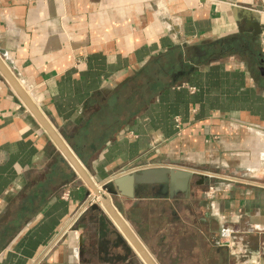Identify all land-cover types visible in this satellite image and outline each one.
<instances>
[{
	"label": "crops",
	"instance_id": "1",
	"mask_svg": "<svg viewBox=\"0 0 264 264\" xmlns=\"http://www.w3.org/2000/svg\"><path fill=\"white\" fill-rule=\"evenodd\" d=\"M255 22L264 0H0V57L97 187L194 173L114 199L156 264H264ZM90 192L0 71V264H145Z\"/></svg>",
	"mask_w": 264,
	"mask_h": 264
},
{
	"label": "water",
	"instance_id": "2",
	"mask_svg": "<svg viewBox=\"0 0 264 264\" xmlns=\"http://www.w3.org/2000/svg\"><path fill=\"white\" fill-rule=\"evenodd\" d=\"M254 28L258 29L259 32L261 31V26L258 22H255ZM259 32L256 33L255 36L259 35ZM4 53L5 52L0 50V56L3 57ZM6 63L11 66L9 60H6ZM0 71L13 86L29 111L51 136L57 147L63 153L65 160H67L72 165L79 176L90 186V193L101 196L102 206L94 204L92 205V209H103L105 212H107L126 240L132 245L136 253L142 258L144 263L156 264L133 228L117 210L116 206L114 205V199L117 197L134 199L138 190L143 186H158V194L160 196H166L168 193L173 196V193H175L178 188L181 189L185 194H188L194 173L178 168H147L117 176L112 180L102 184L100 187H97L91 181L72 150L68 147L62 137L54 130L38 107L34 104L30 96L17 81L16 77L10 71L1 57ZM259 72L264 79V62L259 66Z\"/></svg>",
	"mask_w": 264,
	"mask_h": 264
},
{
	"label": "built area",
	"instance_id": "3",
	"mask_svg": "<svg viewBox=\"0 0 264 264\" xmlns=\"http://www.w3.org/2000/svg\"><path fill=\"white\" fill-rule=\"evenodd\" d=\"M259 40H260V45H261V53H262V56L264 59V27L262 28V31L260 33ZM3 57L5 60H8V56H7L6 52L4 53ZM190 90L192 92H194V88H190ZM175 121H176L177 127H180V122H181L180 118L176 117ZM212 193H214V188H210L208 195H211ZM67 196H68V194L66 192L63 197L66 198ZM100 201H101L100 197L89 196L88 201L84 204V209L87 210V209L91 208L92 205H94L96 203H100Z\"/></svg>",
	"mask_w": 264,
	"mask_h": 264
},
{
	"label": "rangeland",
	"instance_id": "4",
	"mask_svg": "<svg viewBox=\"0 0 264 264\" xmlns=\"http://www.w3.org/2000/svg\"><path fill=\"white\" fill-rule=\"evenodd\" d=\"M89 196H95V197H100L101 198V196H98V195H95V194H93V193H90L89 195H88V197ZM88 201V200H87ZM86 201V202H87ZM97 205H100V206H102V202L100 201V203H96ZM116 206V205H115ZM117 207V206H116ZM85 210V209H84ZM117 210L120 212V214L123 216V218H125V220L130 224V226L133 228V230L135 231V233H137V235L139 236V238L143 241V239L141 238L142 236H140V234H138V230L135 228V226H134V223L129 219V218H127L120 210H119V208L117 207ZM167 239H165V241H166ZM145 243V242H144ZM145 245L148 247V245L149 244H146L145 243ZM149 248V247H148ZM160 262H162V261H160Z\"/></svg>",
	"mask_w": 264,
	"mask_h": 264
}]
</instances>
